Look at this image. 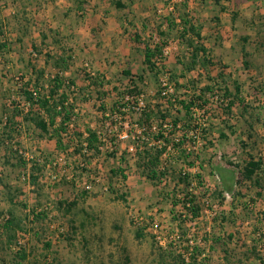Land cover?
<instances>
[{"label": "rangeland", "instance_id": "obj_1", "mask_svg": "<svg viewBox=\"0 0 264 264\" xmlns=\"http://www.w3.org/2000/svg\"><path fill=\"white\" fill-rule=\"evenodd\" d=\"M113 1L0 0V43L7 45L0 53V115L22 107V90L42 85L47 91L59 72L56 59L69 58L60 74L73 82L68 136L76 143L89 127L105 144L98 155L80 145L74 154L68 136L62 135L67 148L59 152L54 139L39 138L28 123L20 134L0 132V264H177L180 245H157L143 226L151 223L165 237L191 235L204 264H259L247 251L256 242L254 252L264 259V186L254 188L244 167L250 157L264 167V0H121L132 5L128 10H116ZM182 4L202 36L191 37L193 44L206 51L194 61L192 48L165 21L170 16L178 23ZM135 33L160 50L152 71L143 65V46L131 40ZM218 75L226 85L237 81L242 93L230 114L221 85L205 93L211 144L202 153V188L194 191L201 212L185 224L176 218L182 211L171 214L166 200L172 192L181 197L182 188L172 180L154 186L135 166L125 131L138 112L122 111L115 126L104 112L126 89L139 90L143 104L178 107ZM162 90L167 100L159 97ZM243 105L250 107L244 115ZM111 136L118 142L114 156ZM118 168L124 179L111 173ZM8 219L14 224L6 231Z\"/></svg>", "mask_w": 264, "mask_h": 264}, {"label": "trees", "instance_id": "obj_2", "mask_svg": "<svg viewBox=\"0 0 264 264\" xmlns=\"http://www.w3.org/2000/svg\"><path fill=\"white\" fill-rule=\"evenodd\" d=\"M112 4L116 10H128L132 6L123 3L121 0H114ZM182 8V13L178 15V23H175V19L170 16L165 18L167 27L169 29L175 27L179 32V40L186 47L192 48V61L198 58L199 54H204L206 57L204 48L201 45H194L191 38L193 37L201 41L200 29L192 25L187 5L182 4ZM127 21L130 23L129 19ZM141 28L144 31L146 26L142 25ZM22 30L24 31L23 28ZM159 34L163 35V33ZM139 35L135 33L131 40L143 46V65L146 70L152 71L155 69L152 59L160 55V50L158 46H154L151 49L147 44L140 42L141 37ZM5 42L0 43V53L7 47ZM68 59L61 57L56 59L55 67L59 72L48 81L47 91H45L46 89L42 85H40L39 89H24L22 90V107L20 108V106H17L18 104H14L10 107L11 111L9 110L8 112L7 109H4L5 112L0 115L1 134L8 128H12L15 133L20 134L24 131V123H28V125H31L38 132L39 138L44 135L54 139L55 147L59 152H63L67 148L62 135L64 137L68 136L67 130L71 127L70 122L74 116V108L68 103L69 97L67 92L73 86V82L64 79L60 74L61 70L68 69ZM122 75L128 76L129 72L124 71ZM225 79L221 75H218L216 79H210L211 84L206 85L204 90L196 89L188 99L179 100L177 102L178 107L174 104L166 106L158 103L154 105L144 101L143 107L138 111L137 119L129 123L127 125L128 129L125 131L126 136L132 141L135 166L139 174L154 186H159L166 183V181L172 180L176 183L177 188H182L181 197L176 198V195L172 192L166 200L170 201L171 214L176 208L182 211V213L176 215V218L182 217L185 224H193L199 218L201 212V207L197 202V195L194 191L202 188V176L200 174V170L203 169L202 153L207 150L205 142L209 145L211 144V141H206L207 135L210 132V124L206 121L209 101L207 97L205 99V93L208 90L211 91L216 85L222 86V98L223 100H227L225 114H230L231 108L235 106L237 100H240L238 98L242 93L241 85L237 81H231L230 85H226ZM137 80L140 82L142 77H137ZM24 84L27 86L26 83ZM140 95V91L135 89H126L125 92L120 93L118 99L112 103L111 110L108 113L104 112L112 126L116 124L114 121L125 115L122 111H133L137 107ZM159 97L163 101L167 100L166 97H162L161 95ZM176 99H173V101L175 102ZM171 106H175L174 111H172ZM248 109L250 107L243 105V110L245 111L241 114L244 115V112L246 114ZM260 109H264V107L262 106ZM102 110L104 111V109ZM204 114L206 117H203L205 116ZM17 118L19 121L16 120ZM58 120L60 124H58ZM122 124L120 123L119 125L120 129L123 128ZM85 133L86 137L83 134L78 135L79 140L76 143L71 141L73 139L70 136L67 137L70 144H75L73 145L74 154H78L77 150L79 149H77V145H80L82 151L85 153H93L92 156L100 154V149L105 145L101 142L100 134L89 127L85 128ZM221 136L223 135L221 134ZM108 142L113 146L111 152L113 155L111 156H114L118 148L117 139L111 136ZM119 159L121 164H125L124 155L119 157ZM244 171L253 187L262 191L264 186L263 163L260 160L255 161L250 157L249 161L246 162ZM117 172L123 179L125 178L122 174V168L111 171L113 175ZM219 194L221 196L222 192ZM118 198L125 202L122 196ZM30 212L32 218H38V213H35V210H31ZM261 216L264 218V214ZM13 224V219H8L5 221L3 227L6 231H9ZM185 236L186 239L177 236L176 240L169 243L170 246L171 244L175 245L177 242L180 245V247L178 246L179 250H182L176 257L178 260L177 264H204V258H200L202 256L201 247L196 244L193 245V243L192 246H189L188 243L194 241V238H191V235L185 234ZM260 236L262 238V235L259 233ZM136 237H140L139 233H136ZM254 243L253 247L247 252L254 255L259 264H264V259L254 252L256 242ZM20 258L24 259L25 255H22ZM237 264H242V262L238 261Z\"/></svg>", "mask_w": 264, "mask_h": 264}, {"label": "built area", "instance_id": "obj_3", "mask_svg": "<svg viewBox=\"0 0 264 264\" xmlns=\"http://www.w3.org/2000/svg\"><path fill=\"white\" fill-rule=\"evenodd\" d=\"M169 10H172V9L169 8ZM166 94H167V92H166V91H163V90H162V92L160 93V95H161L162 97H165ZM142 107H143V103H142V101H138V104H137V107L135 108V110L138 112V111H140V109H141ZM139 224L142 226L141 222H140ZM143 226H147V227L149 226L148 228L146 227V229L152 231V235L154 236V239H155L157 245H159V246H161V247H166L167 244H168L169 242H172V241L176 240V239H174V237H173L172 235L169 236V237H165V236L162 234V232H161V227H160L157 223H151V224H149V225L144 224ZM176 238H177V237H176ZM188 245H189V246H192V241H190V242L188 243Z\"/></svg>", "mask_w": 264, "mask_h": 264}]
</instances>
